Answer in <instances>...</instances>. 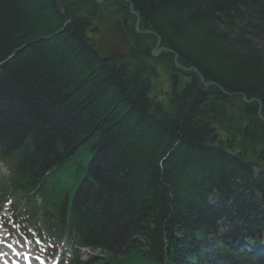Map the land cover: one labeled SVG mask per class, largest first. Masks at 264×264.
<instances>
[{"label": "trees", "instance_id": "trees-1", "mask_svg": "<svg viewBox=\"0 0 264 264\" xmlns=\"http://www.w3.org/2000/svg\"><path fill=\"white\" fill-rule=\"evenodd\" d=\"M112 1L125 6L123 61H102L88 36L95 0L64 11L0 0V162L12 188L53 235L105 253L71 264H264V166L214 138L227 100L253 99L264 116V0ZM137 17L153 35L135 32ZM157 38L197 71L180 73L191 80L170 107L147 87ZM160 59L179 73L173 55ZM241 104L258 127V104Z\"/></svg>", "mask_w": 264, "mask_h": 264}, {"label": "rangeland", "instance_id": "rangeland-1", "mask_svg": "<svg viewBox=\"0 0 264 264\" xmlns=\"http://www.w3.org/2000/svg\"><path fill=\"white\" fill-rule=\"evenodd\" d=\"M77 0H67L69 3H73ZM97 10L94 20L92 21V26L89 28L88 36L95 43L99 41L102 35H106L108 31H110L116 21H119L120 24L123 22V17L119 8L125 7L121 4L106 2V0H98ZM66 0H58V4L61 8V11H64ZM114 7V8H113ZM114 12V13H113ZM127 17V16H126ZM129 19V18H127ZM127 45L122 49L120 59H114L113 61H123L128 59V50H129V40L126 39ZM157 43V40H155ZM160 45V42H159ZM155 47V46H154ZM154 47L150 49V58H147L146 62L151 67L149 69V73H151L150 80L148 82V90L149 97L151 100L162 104L163 107H170L171 98L175 95L176 92L179 93V90L183 88V83L190 82L191 78H188L187 75H181L180 73H185L183 71H179V73H175L173 68L170 65L161 66L159 62H161V55L165 53H158L155 56L151 55V51L154 50ZM102 53H100V57H102ZM131 61L129 64H133ZM173 63V62H172ZM189 72H187L188 74ZM175 77L178 80L177 83L175 81ZM176 83V84H175ZM231 98V97H230ZM245 99V98H244ZM249 101V100H248ZM244 102L241 100H227V119L224 122H219L214 126V138L219 143L224 144L226 150L234 155H242L246 158L247 161H251L252 163H258L261 167L264 166V116L261 113V109L257 110V115L260 120V125L256 128H252L250 123L244 121L241 118L242 113V104ZM257 103V102H249L247 104ZM258 104V103H257ZM229 112V113H228ZM249 123V124H248ZM242 133V135H241ZM246 133H248V138L246 137ZM250 133V134H249ZM255 133V134H254ZM244 134V135H243ZM230 147V149H229ZM262 157V158H259ZM12 206L16 208L15 210V218L19 219V209L22 211V206H19L18 197H12L10 201ZM0 212V239L9 240L8 234L5 231V226L9 223L6 208L1 205ZM34 240L30 241L25 240L22 235H17L14 239L11 240L14 244H17L26 249L34 250L35 252L42 253L37 249V246L33 245ZM40 242H37V245L40 246ZM44 245V244H43ZM41 249H43L41 247ZM93 254V252H90ZM45 255V254H44ZM49 256V255H48ZM47 258V256H45ZM86 255L81 253L80 258L85 259ZM48 259V258H47ZM49 260V259H48ZM50 263L55 261L54 259L49 260Z\"/></svg>", "mask_w": 264, "mask_h": 264}, {"label": "water", "instance_id": "water-1", "mask_svg": "<svg viewBox=\"0 0 264 264\" xmlns=\"http://www.w3.org/2000/svg\"><path fill=\"white\" fill-rule=\"evenodd\" d=\"M122 2H126V0H119ZM99 1H97L98 3ZM129 9L132 12V6L129 5ZM138 24V18L137 21L135 23V26H137ZM146 33H150V32H146ZM127 45V41L124 37V33L121 27V24L119 21H116L112 27V29L108 32L107 35L102 36L97 44V51L101 52L103 54V56L101 57L102 61H107V60H114V59H120L122 58L121 56V51L122 49ZM158 52H166V53H170L173 54L174 56V65L175 67L181 69L182 71H190L191 68L185 69L182 66L178 65L176 63V58L177 55L174 54L171 50L169 49H165L163 47L159 48V41L156 43L154 50L151 51V55H156ZM193 72L195 74H197V71L193 69ZM200 81L202 82V78H200ZM205 86H209V85H213V83H206L204 84ZM221 93H223L224 95H226L223 90H221ZM228 95V94H227ZM231 96H235V95H231ZM242 100L246 103L252 102L254 101L253 99L249 100V101H245L244 97H242ZM259 107L261 106L259 102H257ZM230 149V147H229Z\"/></svg>", "mask_w": 264, "mask_h": 264}, {"label": "flooded vegetation", "instance_id": "flooded-vegetation-1", "mask_svg": "<svg viewBox=\"0 0 264 264\" xmlns=\"http://www.w3.org/2000/svg\"><path fill=\"white\" fill-rule=\"evenodd\" d=\"M177 81H178V80H177L176 77H175V81H174V82L177 83ZM176 83H175V84H176ZM186 84H188V83L186 82V83H183V84H181V85H183V87H184Z\"/></svg>", "mask_w": 264, "mask_h": 264}, {"label": "bare ground", "instance_id": "bare-ground-1", "mask_svg": "<svg viewBox=\"0 0 264 264\" xmlns=\"http://www.w3.org/2000/svg\"><path fill=\"white\" fill-rule=\"evenodd\" d=\"M148 32H150V31H148ZM149 34H150V35H153V33H151V32H150ZM156 40H157V42L159 41V39H158V38H157ZM159 42H160V41H159Z\"/></svg>", "mask_w": 264, "mask_h": 264}]
</instances>
